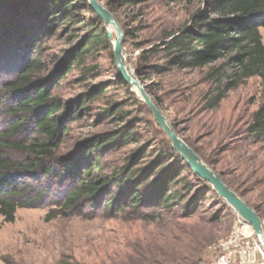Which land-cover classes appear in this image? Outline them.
Wrapping results in <instances>:
<instances>
[{
  "label": "rangeland",
  "instance_id": "obj_1",
  "mask_svg": "<svg viewBox=\"0 0 264 264\" xmlns=\"http://www.w3.org/2000/svg\"><path fill=\"white\" fill-rule=\"evenodd\" d=\"M96 1L110 11L123 35L125 64L174 131L264 218V139L251 141L246 130L264 101L263 79L258 75L240 78V69L228 56L199 68L174 67L162 74L150 69L164 66L168 59L162 51L157 55L146 52L161 44L165 33L190 25L203 0H146L136 5ZM88 15V11H77L71 21L46 32L30 19L16 21L1 11L0 80L12 77L21 62L35 58L39 63L30 76L37 81L52 77L57 83L54 96L64 101L87 97L57 152L66 153L94 135L132 123L136 142L114 148L105 163L120 165L138 145L146 150V161L161 157L171 143L150 109L120 75L113 26H105L109 41L102 42L90 60L75 63L65 78L55 80L56 69L85 36ZM260 34L264 43V28ZM20 38L25 43L17 53ZM145 55L149 56L146 60ZM92 64L95 71L82 73L84 66ZM98 86L104 91L92 99L88 94ZM220 88L225 95L217 107L210 108L208 99ZM193 185L197 210L187 218L174 212L145 222L133 214L108 217L85 213L46 220L48 206L18 209L12 222H4L0 216V264H212L219 243L234 231L238 216L217 194L208 192V185ZM258 264H264L261 253Z\"/></svg>",
  "mask_w": 264,
  "mask_h": 264
},
{
  "label": "trees",
  "instance_id": "obj_2",
  "mask_svg": "<svg viewBox=\"0 0 264 264\" xmlns=\"http://www.w3.org/2000/svg\"><path fill=\"white\" fill-rule=\"evenodd\" d=\"M116 1L136 5L146 0ZM202 4L191 16L190 25L165 33L162 43L146 52L157 55L162 51L168 59L164 66L150 67L152 73L162 74L174 67L199 68L228 56L240 69V78L258 75L264 81L260 34L264 0H203ZM80 10L89 14L85 36L54 72L56 81L65 78L75 63L90 60L102 42L109 41L101 17L86 0H0V12L9 13L16 21L30 19L46 32L71 21ZM6 37L11 39V34ZM24 43L20 38L17 53ZM38 63L35 58L27 59L12 77L0 80V216L4 222L14 221L18 209L41 206L50 207L46 220L85 213L108 217L124 213L150 222L174 212L182 218L196 213L193 184L208 183L187 167L171 145L161 157L148 161L146 150L138 145L120 165L105 163L114 148L136 142L132 123L94 135L66 153L57 152L87 97L64 101L54 96L57 83L52 77L37 81L30 76ZM96 68L92 64L81 70L88 73ZM95 90L88 94L92 99L104 91L99 86ZM223 92L220 88L208 99L210 108L219 105ZM246 130L251 141L264 139V101ZM207 190L216 195L210 185Z\"/></svg>",
  "mask_w": 264,
  "mask_h": 264
},
{
  "label": "water",
  "instance_id": "obj_3",
  "mask_svg": "<svg viewBox=\"0 0 264 264\" xmlns=\"http://www.w3.org/2000/svg\"><path fill=\"white\" fill-rule=\"evenodd\" d=\"M87 2L88 5L101 17L105 26H113L116 30V37L112 39L114 44V56L120 75L125 80L128 87L134 90L150 109L157 126L167 135L172 149L180 155L187 167H189L198 178L208 183V185L212 187V190L233 209L238 218L244 220L249 226H251L255 237L264 252L263 229L258 214L223 181L218 172L202 161L197 152L186 141H184L176 131H174L173 126L169 123L164 114L161 113L154 100L145 93L139 79L134 76L132 70L125 64L122 56L123 35L117 24H115L110 11L100 5L96 0H87Z\"/></svg>",
  "mask_w": 264,
  "mask_h": 264
},
{
  "label": "built area",
  "instance_id": "obj_4",
  "mask_svg": "<svg viewBox=\"0 0 264 264\" xmlns=\"http://www.w3.org/2000/svg\"><path fill=\"white\" fill-rule=\"evenodd\" d=\"M237 220L234 231L219 243L217 259L212 264H258L260 253L264 256L251 226ZM260 220L264 238V218Z\"/></svg>",
  "mask_w": 264,
  "mask_h": 264
}]
</instances>
